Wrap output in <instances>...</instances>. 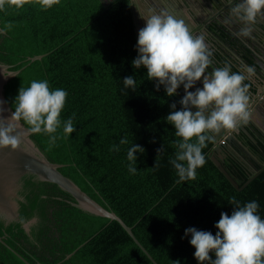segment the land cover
<instances>
[{
    "label": "trees",
    "instance_id": "16d2710c",
    "mask_svg": "<svg viewBox=\"0 0 264 264\" xmlns=\"http://www.w3.org/2000/svg\"><path fill=\"white\" fill-rule=\"evenodd\" d=\"M137 43L131 0H113L107 7L99 0H60L47 10L30 0L28 44L33 56L48 53L35 60L41 79L51 90L68 93L60 130L74 167L132 227L158 264H200L185 230L215 235L221 213L231 215L235 209L232 197L241 206L257 201V214L264 220V169L237 190L210 158L213 140L202 149L206 162L197 168L195 179L179 181L169 163L179 138L166 117L173 103L182 108L180 93L168 97L163 85L157 90L158 81L148 79L146 68L133 67ZM216 56L238 72L227 52ZM129 76L136 81L135 89L124 86ZM73 114L76 131L64 136L63 122ZM123 136L129 144L110 151ZM134 143L144 149L136 153L135 175L129 173L127 160ZM249 151L254 168H261L264 155ZM231 160L243 168L240 160ZM81 247L71 257L86 264H153L115 220ZM210 255L214 260L215 254Z\"/></svg>",
    "mask_w": 264,
    "mask_h": 264
},
{
    "label": "clouds",
    "instance_id": "9594fccd",
    "mask_svg": "<svg viewBox=\"0 0 264 264\" xmlns=\"http://www.w3.org/2000/svg\"><path fill=\"white\" fill-rule=\"evenodd\" d=\"M29 0H0V11L5 6L20 9ZM42 9L47 10L58 4L60 0H36ZM229 15L243 26L238 36L249 37L250 25L258 16L264 17V0H239L233 5L229 0ZM141 18L146 26L139 31L138 56L132 61L133 67L147 69L149 80L158 81L157 90L163 85L168 97L177 94L183 85L184 97L179 101L182 108L177 110L176 103L171 105L172 111L166 121L174 125V141L177 151L169 163L176 170L179 181L195 179L196 170L205 164L202 149L221 129H234L249 118L248 88L243 83L254 69L242 66L240 72H232V65L225 62L223 67L214 68L206 74L211 65L212 51L205 43V35H193L183 19H177L168 10L159 13L150 11ZM13 27L11 22L0 28V35L6 34ZM203 81V88L190 91L197 81ZM124 86L135 89L133 76L123 79ZM68 93L63 89L51 90L47 80H33L28 87H21L15 98V111L8 118L0 117V148L16 150L22 143V137L31 134L45 133L49 136V147L56 144L55 135L61 127V113L64 109ZM2 103V102H0ZM197 109L193 112L191 109ZM73 117L63 122V134L68 136L76 131ZM27 126L24 131L23 125ZM155 142V141H153ZM129 144L127 136L119 138L110 151H119L120 145ZM164 151L157 149L158 156ZM137 152L144 149L137 144L127 150L129 173L135 175L137 168ZM158 164L156 162L155 167ZM235 205L231 215L221 213L215 224L219 230L215 235L208 231L188 228L185 235H191L190 244L195 247V258L200 264H264V220L257 214L259 204L253 200L243 206L231 198ZM210 253L215 254L213 260ZM177 264L179 262L177 261Z\"/></svg>",
    "mask_w": 264,
    "mask_h": 264
},
{
    "label": "water",
    "instance_id": "95a60500",
    "mask_svg": "<svg viewBox=\"0 0 264 264\" xmlns=\"http://www.w3.org/2000/svg\"><path fill=\"white\" fill-rule=\"evenodd\" d=\"M99 1L107 7L113 0ZM29 12L30 0L20 9L6 5L0 11V28L7 22L13 25L0 35V117L8 118L15 111V98L22 86L42 80L35 60L48 53L32 55L28 44ZM134 24L138 38L145 25L136 16ZM246 81L247 88L256 95L262 90L264 75H251L243 83ZM244 125L253 131L248 122ZM244 125L238 127L247 133ZM23 127L26 131L27 126ZM55 135L61 138L52 147L48 134L29 133L16 150L0 148V264H86L71 255L112 220L124 228L153 264H158L135 237L132 227L113 212L74 167L60 128ZM213 136L211 160L237 190L243 189L264 169V161L261 168H255L240 182L224 162L219 143L222 136L219 132ZM226 138L231 140L232 134Z\"/></svg>",
    "mask_w": 264,
    "mask_h": 264
},
{
    "label": "flooded vegetation",
    "instance_id": "af4514ba",
    "mask_svg": "<svg viewBox=\"0 0 264 264\" xmlns=\"http://www.w3.org/2000/svg\"><path fill=\"white\" fill-rule=\"evenodd\" d=\"M131 2L133 20L136 16V19L145 26L146 21L141 18V15L147 16L150 11L159 13L161 10H168L177 19H183L193 35L204 34L205 43L212 51L210 57L212 63L206 70V74L214 68L224 66L221 61L217 60L216 55L220 52H227L230 59L234 61L233 63L238 72L242 70V66H248L254 69L251 75H264V34L262 32L264 30V17L258 16L256 22L250 25L252 28L251 38L250 36L241 37L237 35V32L243 25L229 15V0H176L178 8L169 7L170 9L165 6L164 0H131ZM238 2L239 0H232L233 5ZM244 74L246 77H251L247 73ZM245 85L249 86V83L246 81ZM196 88H203L202 79L197 81L190 91L195 92ZM260 88L262 90L256 95H253V91L248 89V111L253 109V111L264 114V85ZM178 90L180 97H184L186 94L184 86L181 85ZM193 109V112L197 110ZM244 123L241 124L244 125ZM238 126L234 128L239 130L238 133H235L234 129H221L219 133L222 137L219 143L222 146V154L228 169L239 181L255 169L250 160L254 157L249 149L251 148L255 152L257 150L259 154L264 155V133L258 128L260 132L257 134L255 130H250L247 127L248 125H244L246 133ZM261 128L264 131V126H261ZM251 133L254 134L252 138ZM214 134L212 133V135ZM228 134H232L231 140H227L226 136ZM231 158L240 160L243 168L238 166ZM238 167L242 168L243 171Z\"/></svg>",
    "mask_w": 264,
    "mask_h": 264
},
{
    "label": "crops",
    "instance_id": "0c3cea01",
    "mask_svg": "<svg viewBox=\"0 0 264 264\" xmlns=\"http://www.w3.org/2000/svg\"><path fill=\"white\" fill-rule=\"evenodd\" d=\"M164 1H165V6L167 8H169V7L178 8L177 4H176V0H164ZM250 38H251V35H250ZM257 38H258V36H257ZM261 41H262V39H261ZM247 122L252 127V129L255 130L257 132V134H258L260 131L258 130L257 125L258 126L261 125L262 127L264 126V114L262 112L260 113L259 111H255V110L253 111V109H252V110L249 111V118H248ZM251 135H252L251 138L254 137L253 136L254 134L251 133Z\"/></svg>",
    "mask_w": 264,
    "mask_h": 264
}]
</instances>
